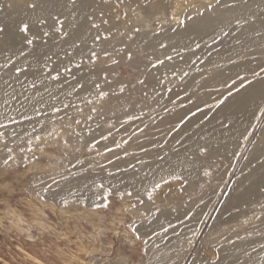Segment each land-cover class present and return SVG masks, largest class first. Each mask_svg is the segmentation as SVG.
<instances>
[{"label":"rangeland","instance_id":"obj_1","mask_svg":"<svg viewBox=\"0 0 264 264\" xmlns=\"http://www.w3.org/2000/svg\"><path fill=\"white\" fill-rule=\"evenodd\" d=\"M37 1L0 0V78L68 91L0 125V264H264V0Z\"/></svg>","mask_w":264,"mask_h":264},{"label":"bare ground","instance_id":"obj_2","mask_svg":"<svg viewBox=\"0 0 264 264\" xmlns=\"http://www.w3.org/2000/svg\"><path fill=\"white\" fill-rule=\"evenodd\" d=\"M51 1L55 5L54 8H52L53 10H55L54 12H57L58 10L61 9L60 8V0H51ZM37 3L42 4V3H44V0H38ZM50 4H52V3L50 2ZM49 7L51 8V6H49ZM89 8H90L89 4L86 1V3H83L80 8H77L75 11H73L72 15L74 16L73 18H74V22H75L74 23V27H75L74 32L77 33L78 38H84L87 35L86 15L89 14V11H90ZM243 16L244 15H243L242 11H240L239 9L232 8V9H228L226 11H221V12L219 11L218 13H216V15L209 16L207 18L204 17V19H198V18L195 19L194 20V26L192 25L193 26L192 28L189 27V29L175 32V34L173 36H161L160 35V36L153 38V39L150 38L148 41H149V44L151 46V50H153L154 52L159 51V49L162 48L161 45L165 46L168 49L183 47L185 45H188L189 43L191 44V42L196 40L199 36L208 32L209 30L215 28L216 26L228 24V23L232 22L233 20H235L237 18H241ZM262 28H263V24L260 23L259 25L255 26V27L251 26L250 28H247L245 31L244 30L243 31H244V33H248L252 30H257V29H262ZM74 35L75 34H73V32H71L70 34H68V39L72 38ZM80 51H82V50H80ZM34 58H38V57H34ZM27 64H28L29 68H32V69L37 68L38 69L41 65V62L38 66L35 64V60L30 59L27 62ZM6 74H8V73H6ZM38 74L39 75H32L29 77L27 76L28 78L25 79L24 81H22L21 83H17L16 81H14V79H12L11 74L6 75L4 78H0V91L3 92V94H0V125L6 123V121L8 119V115L10 114V116H11V113L16 114L18 117H22V118L27 117L30 114L31 107H32L33 103H36L37 101H41V102H43V104L48 103L52 98H55V97L62 98L64 96V94L68 91L67 88H64V86H62V85L59 86L58 84H55V85H53L51 83L48 84L45 81V79H44L45 77L42 74V72H39ZM33 80L35 81V83H33L32 85L35 84L36 88L35 89L32 88V90H29L28 86L30 83H32ZM63 82H65V81H63ZM13 84L15 85V87L14 86H12V87H14L15 90L13 91V93L9 94L8 93V87H10ZM85 86H87V85H85ZM259 91H261L260 85L254 87L249 93L245 94L244 96L242 95L241 97L236 98L235 100H232L228 104L226 109H224V111L222 112V118L225 120L228 119L229 115H231L229 112L230 109L241 110L244 107V105L249 103L248 101H252L255 99V97L257 96ZM86 95H87V93H86ZM78 96L79 97L85 96V91L79 92ZM36 105H37V103H36ZM19 119H21V118H19ZM7 122H9V121H7ZM172 172H170V173H172ZM164 173L168 174L169 172H164ZM54 195L59 197L62 195V192H57Z\"/></svg>","mask_w":264,"mask_h":264},{"label":"snow or ice","instance_id":"obj_3","mask_svg":"<svg viewBox=\"0 0 264 264\" xmlns=\"http://www.w3.org/2000/svg\"><path fill=\"white\" fill-rule=\"evenodd\" d=\"M73 2H74V0H73ZM32 6L34 7L35 5H32ZM20 31H21V32H24V33H27V32L29 31V28H28L27 25H24V26L20 29ZM137 31H139V29H137ZM45 35H47V33H45ZM26 42H27V44L31 45V44L33 43V40H32V39H27ZM161 46L163 47V45H161ZM131 58H132V57L129 56V59H131ZM262 71H264V69H262ZM253 74L256 75L255 72H254ZM229 95H231V93H229ZM221 103H223V101H221ZM181 119H183V118H181Z\"/></svg>","mask_w":264,"mask_h":264}]
</instances>
